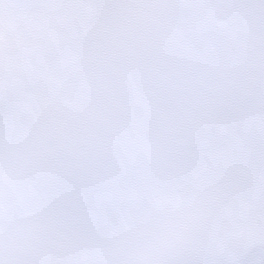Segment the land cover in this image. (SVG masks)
Here are the masks:
<instances>
[{
  "label": "snow or ice",
  "instance_id": "1",
  "mask_svg": "<svg viewBox=\"0 0 264 264\" xmlns=\"http://www.w3.org/2000/svg\"><path fill=\"white\" fill-rule=\"evenodd\" d=\"M0 264H264V0H0Z\"/></svg>",
  "mask_w": 264,
  "mask_h": 264
}]
</instances>
